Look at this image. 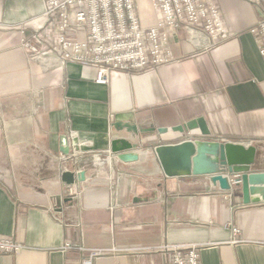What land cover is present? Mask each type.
Listing matches in <instances>:
<instances>
[{
    "label": "crops",
    "instance_id": "crops-1",
    "mask_svg": "<svg viewBox=\"0 0 264 264\" xmlns=\"http://www.w3.org/2000/svg\"><path fill=\"white\" fill-rule=\"evenodd\" d=\"M215 2L228 40L203 49L166 31L170 63L97 84L91 66L28 58L22 40L43 32L44 0H0V235L25 246L0 264H81L75 250H57L63 242L119 249L92 264H169L162 245L197 247L199 264H264V202L244 204L206 177L167 178L152 152L193 137L251 145V172H264V62L248 32L260 13L245 0ZM134 7L155 24L148 0ZM196 118L207 137L173 130ZM115 138L138 144L145 161L121 163L109 152ZM86 169L69 196L61 174Z\"/></svg>",
    "mask_w": 264,
    "mask_h": 264
},
{
    "label": "built area",
    "instance_id": "built-area-1",
    "mask_svg": "<svg viewBox=\"0 0 264 264\" xmlns=\"http://www.w3.org/2000/svg\"><path fill=\"white\" fill-rule=\"evenodd\" d=\"M259 10V19L248 29L257 40L258 55L264 62V0H245ZM45 26L22 40L30 60L50 59L57 67L68 63L96 69L95 83L108 84L113 71L141 73L168 64L166 31H181L197 48L210 49L229 39L215 0H148L156 22L145 26L139 21L135 0H44ZM71 136L74 135L70 132ZM68 195H76L74 186ZM232 233H238L232 228ZM264 245V244H263ZM169 256V264H199L198 248L180 245L157 247ZM25 249L18 240L0 235V257L15 256ZM61 252L76 251L81 264L117 254L119 249L87 248L63 242ZM151 249H146V252Z\"/></svg>",
    "mask_w": 264,
    "mask_h": 264
},
{
    "label": "water",
    "instance_id": "water-1",
    "mask_svg": "<svg viewBox=\"0 0 264 264\" xmlns=\"http://www.w3.org/2000/svg\"><path fill=\"white\" fill-rule=\"evenodd\" d=\"M127 132L137 133L136 126H125ZM174 131L188 133L198 131L199 137H207L209 131L203 118L188 120L185 124L173 127ZM172 130V131H173ZM160 133L165 129H159ZM60 152L68 155V145L64 136L60 137ZM109 152L128 167L141 165L145 154L138 150V144L124 139L112 140ZM159 167L167 178L201 176L217 190L237 192L244 204L264 202V172H251V164L256 150L238 143L211 141L193 137L173 145H159L152 150ZM90 171H63L61 180L65 185L86 182Z\"/></svg>",
    "mask_w": 264,
    "mask_h": 264
},
{
    "label": "trees",
    "instance_id": "trees-1",
    "mask_svg": "<svg viewBox=\"0 0 264 264\" xmlns=\"http://www.w3.org/2000/svg\"><path fill=\"white\" fill-rule=\"evenodd\" d=\"M226 140H229V141H232V140H238V137H235V136H227L226 138H225Z\"/></svg>",
    "mask_w": 264,
    "mask_h": 264
}]
</instances>
